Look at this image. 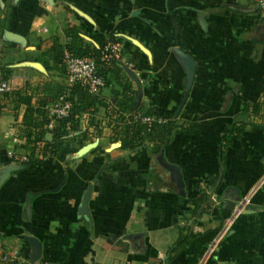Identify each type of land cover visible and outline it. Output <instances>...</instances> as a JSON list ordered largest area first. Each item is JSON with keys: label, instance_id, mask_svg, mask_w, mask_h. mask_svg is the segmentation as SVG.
Listing matches in <instances>:
<instances>
[{"label": "crops", "instance_id": "1", "mask_svg": "<svg viewBox=\"0 0 264 264\" xmlns=\"http://www.w3.org/2000/svg\"><path fill=\"white\" fill-rule=\"evenodd\" d=\"M111 38L120 53L104 63L107 83L56 154L42 156V142L32 151L17 136L24 106L3 100L0 256L16 250L32 261L36 242L35 261L152 264L163 260L177 227L190 224L188 243L161 264H264V11L257 0H0V73L9 70V90L25 89L32 105L48 107L66 87L53 60L57 47L98 48ZM175 49L194 63L187 89ZM113 65L124 74L116 77ZM123 83L135 92L134 109L177 125L157 153L145 142L121 148L109 139L99 103L112 104ZM242 103L259 108L237 118ZM234 119L244 128L226 149L219 184L208 188L220 129ZM94 139V148L76 154ZM159 155L178 167L183 196ZM88 185L86 219L80 203ZM199 190L209 205L193 219L186 197Z\"/></svg>", "mask_w": 264, "mask_h": 264}, {"label": "trees", "instance_id": "2", "mask_svg": "<svg viewBox=\"0 0 264 264\" xmlns=\"http://www.w3.org/2000/svg\"><path fill=\"white\" fill-rule=\"evenodd\" d=\"M110 41H116L111 38ZM101 47L92 46L79 47L75 42L71 41L66 45L57 47L58 53L54 55V62L62 64V51H68L76 56H90L95 59L98 64V73L103 79L104 84L107 83L104 71L105 61L99 60ZM107 62V61H106ZM108 64L115 63V59H109ZM117 66V65H113ZM116 77L122 76L124 71L117 66L113 70ZM9 75V70L2 68L0 80H5ZM67 91L68 100L70 101L69 114L61 119L55 120L51 127H47L49 117L47 115V107L41 100L36 105L30 104V96L25 89L9 90L0 94V108L3 106V100L10 101L14 107L23 105L21 121L17 126V136L22 137L25 142L31 145V150H35L36 143L42 142L43 146L38 149L40 155L56 154L62 147V144L68 139V133L78 129V116L82 112H92L94 110L95 97L87 93V91L79 85L66 86L59 94ZM114 95L113 103H99L105 108V116L108 119V125L111 124L109 139L114 142L118 141L121 148H126L131 144L145 142L149 145L152 153H157L169 140L172 132L177 130V125L170 118H160L152 115L149 109H134L135 92L130 84L123 83L120 90L112 92ZM51 100V102L59 95ZM259 103H242L237 118L244 119L249 113L257 112ZM152 116L153 120L144 123L139 118L134 119L133 115ZM245 123L237 120H231L224 124L220 129L216 145V161L218 165L217 171L213 175H208L205 179L206 187L215 188L221 178V167L224 160L225 152L231 141L236 139L244 128ZM45 134H50V139H45ZM84 131L79 135L83 136ZM209 195L199 190L197 195L186 197V201L191 203L190 208L184 209L191 218H196L209 205ZM178 233L174 242L166 249L162 261L155 260L152 264H161L172 259L190 240L191 229L190 224L178 226Z\"/></svg>", "mask_w": 264, "mask_h": 264}, {"label": "built area", "instance_id": "3", "mask_svg": "<svg viewBox=\"0 0 264 264\" xmlns=\"http://www.w3.org/2000/svg\"><path fill=\"white\" fill-rule=\"evenodd\" d=\"M257 8L264 11V0H257ZM120 45L116 41H107L101 49L99 60L107 61L108 59H116L119 57ZM63 73L66 86L79 85L84 88L87 93L91 95L97 94L103 87L104 82L98 73V64L93 57L90 56H76L68 51H64L61 56ZM9 91V86L6 80H0V94ZM70 101L68 100V93L64 91L59 94L47 107V115L49 122L47 127L50 128L52 123L66 117L69 114ZM133 118H139L141 122L149 123L153 120L152 116L133 115ZM13 141H17L16 137ZM12 154L10 153V156ZM17 160L26 161V156L21 155ZM0 264H56L55 262L41 260V261H26L21 259L16 250H12L8 255L2 254L0 256Z\"/></svg>", "mask_w": 264, "mask_h": 264}, {"label": "water", "instance_id": "4", "mask_svg": "<svg viewBox=\"0 0 264 264\" xmlns=\"http://www.w3.org/2000/svg\"><path fill=\"white\" fill-rule=\"evenodd\" d=\"M175 53L178 56V58L180 59V62L182 63V65H184L186 67V74H185V78H186V84L185 87L186 89L189 87L190 85V81L192 78V73H193V69H194V63L193 61L183 52H181L179 49H175ZM186 91H185V96H186ZM49 135L46 134L45 135V139H48ZM97 139H94L88 143H85L84 145H82L81 147H79L76 151L77 155H83L84 153H86L87 151H89L90 149L94 148L96 145ZM158 160L159 163L161 164L162 167H164L165 169H167L174 177V183H175V187L177 189V194L180 196L184 195V191H183V182L179 173V169L177 166L175 165H171V164H166L161 160V156H158ZM89 191H90V187L89 185L87 186L86 190L84 191L82 197H81V203H80V213L82 215H84L86 217V219L88 218V213L86 210V203H87V199L89 196ZM237 200V198L235 199ZM33 245L35 246V257L33 258L32 261H35L38 258L39 252H40V246L38 243L33 242Z\"/></svg>", "mask_w": 264, "mask_h": 264}]
</instances>
